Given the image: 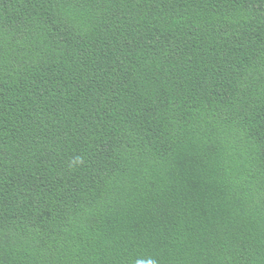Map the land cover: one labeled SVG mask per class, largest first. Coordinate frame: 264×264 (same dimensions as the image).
I'll list each match as a JSON object with an SVG mask.
<instances>
[{
	"label": "trees",
	"instance_id": "trees-1",
	"mask_svg": "<svg viewBox=\"0 0 264 264\" xmlns=\"http://www.w3.org/2000/svg\"><path fill=\"white\" fill-rule=\"evenodd\" d=\"M0 264H264V0H0Z\"/></svg>",
	"mask_w": 264,
	"mask_h": 264
}]
</instances>
